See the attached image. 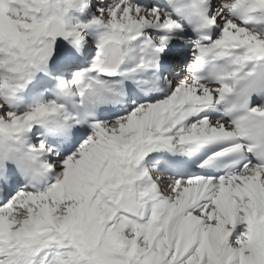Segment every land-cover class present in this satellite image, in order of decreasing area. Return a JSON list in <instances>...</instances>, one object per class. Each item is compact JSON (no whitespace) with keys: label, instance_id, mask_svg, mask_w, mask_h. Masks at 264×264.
<instances>
[{"label":"snow or ice","instance_id":"1","mask_svg":"<svg viewBox=\"0 0 264 264\" xmlns=\"http://www.w3.org/2000/svg\"><path fill=\"white\" fill-rule=\"evenodd\" d=\"M0 264H264V0H0Z\"/></svg>","mask_w":264,"mask_h":264}]
</instances>
